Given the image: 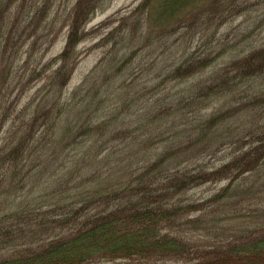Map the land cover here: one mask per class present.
<instances>
[{
	"label": "rangeland",
	"instance_id": "374dc122",
	"mask_svg": "<svg viewBox=\"0 0 264 264\" xmlns=\"http://www.w3.org/2000/svg\"><path fill=\"white\" fill-rule=\"evenodd\" d=\"M79 1L0 0V227L15 241L0 245V259L109 212L117 206L110 191L137 178L159 176L170 188L183 173L218 170L264 130V71L236 77L233 65L264 51L260 0H222L212 17L193 15L171 34L149 25L155 2ZM51 119L50 132L39 128ZM13 153L14 163L5 162ZM246 180L222 200L215 197L230 179L183 191L169 204L183 207L177 221L186 224L175 230L209 247L264 222V210L239 213L264 201V164ZM190 203L204 210L189 212ZM66 212L70 220L53 219Z\"/></svg>",
	"mask_w": 264,
	"mask_h": 264
},
{
	"label": "trees",
	"instance_id": "16d2710c",
	"mask_svg": "<svg viewBox=\"0 0 264 264\" xmlns=\"http://www.w3.org/2000/svg\"><path fill=\"white\" fill-rule=\"evenodd\" d=\"M150 1L157 4L149 11V23L150 21L153 25L162 23L164 32L168 34H171L174 26L175 29L178 27L177 23H185L193 15L195 18L198 15L212 17L213 11H217L216 4L220 3L221 6L223 4L222 0H145L142 7L147 3L146 8H149ZM86 2L90 3L89 0L79 1V6L83 8ZM260 3L264 4V0H260ZM244 5L245 1L239 2L234 9L241 13L245 9ZM76 23L75 20L74 28ZM70 35L69 46L72 42L74 44L77 31L75 39L72 32ZM61 55L63 59H67L68 52ZM233 65L236 77L262 72L264 51L260 55L238 60ZM64 69L65 64L59 73ZM180 70L181 68H178V73ZM186 73H192V69ZM69 81L70 77H67L64 84H68ZM33 124L38 125V120L34 119ZM41 127L50 132V128H53L52 119L42 123L39 128ZM250 142L249 150L239 159L225 163L212 172L190 176L183 173V178L178 184L170 188L162 186V177L153 176V181L148 183L142 176L137 178L141 180L138 184L130 183L113 191L108 190L115 192L108 198L117 205L109 212L93 215L67 235L56 236L55 233V238L19 246L12 255L0 259V264H92L98 258L121 259L122 262H127L126 264H264V222L255 224L254 228L244 227L245 230L223 238L219 244L203 247L192 244L175 230V227L182 228L186 223H178L182 220L179 218L183 217L181 211L183 207H172V202L174 204L180 202L179 199L178 201L174 199L179 198L183 191L208 181L230 179L229 186L215 197L217 200H222L238 179L239 187L243 186V182L247 181L246 177L264 164V130L257 132L256 137L251 138ZM14 160V153L5 158V162L14 163ZM152 171L151 168L148 173ZM158 174L162 175L161 172ZM240 195L247 200L254 198L246 197L242 193ZM195 203H190L191 205L186 207L189 212L204 210L198 209L197 205H193ZM261 210H264V201L251 200L248 209L243 207L239 213ZM72 213H56L53 219L66 215L70 220ZM73 214L77 216L76 218L80 217L79 211ZM65 225H68V222H65ZM50 226L51 222H45L43 227ZM0 237V245L4 248L14 247V237L6 227H0Z\"/></svg>",
	"mask_w": 264,
	"mask_h": 264
}]
</instances>
